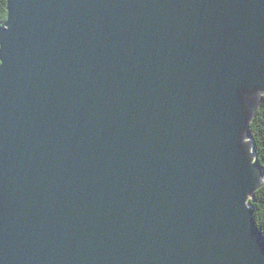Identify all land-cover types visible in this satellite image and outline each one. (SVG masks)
Instances as JSON below:
<instances>
[{
  "label": "water",
  "instance_id": "obj_1",
  "mask_svg": "<svg viewBox=\"0 0 264 264\" xmlns=\"http://www.w3.org/2000/svg\"><path fill=\"white\" fill-rule=\"evenodd\" d=\"M6 5L0 264H264V0Z\"/></svg>",
  "mask_w": 264,
  "mask_h": 264
},
{
  "label": "trees",
  "instance_id": "obj_2",
  "mask_svg": "<svg viewBox=\"0 0 264 264\" xmlns=\"http://www.w3.org/2000/svg\"><path fill=\"white\" fill-rule=\"evenodd\" d=\"M6 7V0H0V28L5 25L7 20ZM250 132L254 160L264 168V96L255 118L250 124ZM248 204L256 226L264 236V185L256 192L255 197L250 199Z\"/></svg>",
  "mask_w": 264,
  "mask_h": 264
},
{
  "label": "rangeland",
  "instance_id": "obj_3",
  "mask_svg": "<svg viewBox=\"0 0 264 264\" xmlns=\"http://www.w3.org/2000/svg\"><path fill=\"white\" fill-rule=\"evenodd\" d=\"M245 142L247 143V140H245Z\"/></svg>",
  "mask_w": 264,
  "mask_h": 264
}]
</instances>
